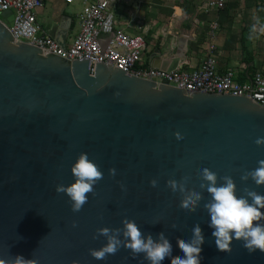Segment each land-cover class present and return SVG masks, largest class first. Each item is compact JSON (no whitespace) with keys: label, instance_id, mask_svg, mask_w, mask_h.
<instances>
[{"label":"water","instance_id":"obj_1","mask_svg":"<svg viewBox=\"0 0 264 264\" xmlns=\"http://www.w3.org/2000/svg\"><path fill=\"white\" fill-rule=\"evenodd\" d=\"M1 18L11 24L10 13ZM89 62L19 44L0 21V264H148L123 246L103 260L91 255L107 242L97 230L123 229L125 219L146 234L164 231L178 256L177 240L199 222L201 264H264V252H249L241 239L217 248L200 174L212 169L218 184L232 176L238 195L264 193L250 175L241 179L264 161V144L256 143L264 138V107L245 97L186 95L101 62L91 75ZM82 152L104 176L74 212L56 187L73 181ZM170 179L186 183L189 195L203 194L196 211L183 209L184 194L171 190Z\"/></svg>","mask_w":264,"mask_h":264},{"label":"crops","instance_id":"obj_2","mask_svg":"<svg viewBox=\"0 0 264 264\" xmlns=\"http://www.w3.org/2000/svg\"><path fill=\"white\" fill-rule=\"evenodd\" d=\"M44 1L35 12L37 22L45 35L69 47L77 33L76 14L92 0ZM210 1L114 0L111 10L118 28L131 35L144 32L143 67L191 73L212 55L216 71H233L241 84L256 74L264 78V0H224L223 9L210 7Z\"/></svg>","mask_w":264,"mask_h":264},{"label":"clouds","instance_id":"obj_3","mask_svg":"<svg viewBox=\"0 0 264 264\" xmlns=\"http://www.w3.org/2000/svg\"><path fill=\"white\" fill-rule=\"evenodd\" d=\"M256 143L264 144V138H258ZM260 164V167L245 172L241 179L247 180L250 175L255 184L264 185V161ZM71 173L73 181L67 185H57L56 190L66 193L71 201L72 210L78 212L89 200L88 194L95 191L94 186L103 178L104 172L88 153L82 152L71 165ZM109 173L115 176L116 169L110 168ZM200 174L203 181L201 188H206L211 194V199L204 204V208L209 215L208 226L212 229L217 248L228 250L233 239H241L243 247L249 252L257 250L264 252V223H261L264 216L262 211L264 193L249 188L247 196L238 195L237 185L232 176L222 177L224 183L218 184V174L212 169L204 167ZM150 184L156 187L158 180L153 178ZM167 185L173 192L184 194L182 207L185 211L189 213L196 211L198 202L203 198L201 192L189 195L187 184L177 179L168 180ZM248 197H251V201ZM73 226H76V221H73ZM174 227L178 229L179 226ZM97 232L107 240L100 248L90 249L91 255L98 260L115 254L123 246L134 254H144L148 264H166V261H170L171 264H201V253L206 241L199 222L193 225L191 237L177 240L176 243L183 253L181 256L175 254V246L164 231L156 233L155 236L150 232L146 234L134 220L125 219L123 229L104 226Z\"/></svg>","mask_w":264,"mask_h":264},{"label":"built area","instance_id":"obj_4","mask_svg":"<svg viewBox=\"0 0 264 264\" xmlns=\"http://www.w3.org/2000/svg\"><path fill=\"white\" fill-rule=\"evenodd\" d=\"M72 1L66 0V3ZM113 1L92 0L82 3L76 14L77 33L67 48L45 35L37 22L35 12L44 8V0H0V21L19 44L40 48L69 62L88 59L91 75L96 63L101 62L124 70L129 77L135 75L157 85L184 90L186 95H232L249 98L264 107V78L256 74L250 82L241 84L235 80L231 70L218 73L215 69L217 59L212 55L191 73L180 72L176 68L165 71L143 67L141 58L147 48L144 32L131 35L118 28L111 10ZM209 6L223 9L224 0H211ZM4 13L12 15L9 26L1 18ZM213 29H216V24ZM209 51L212 52V48Z\"/></svg>","mask_w":264,"mask_h":264},{"label":"rangeland","instance_id":"obj_5","mask_svg":"<svg viewBox=\"0 0 264 264\" xmlns=\"http://www.w3.org/2000/svg\"><path fill=\"white\" fill-rule=\"evenodd\" d=\"M8 26H9V24L8 23H6Z\"/></svg>","mask_w":264,"mask_h":264}]
</instances>
